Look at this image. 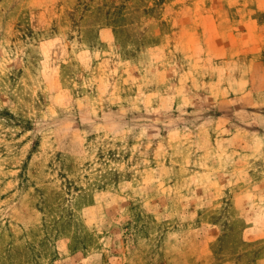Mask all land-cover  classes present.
<instances>
[{
    "label": "rangeland",
    "instance_id": "rangeland-1",
    "mask_svg": "<svg viewBox=\"0 0 264 264\" xmlns=\"http://www.w3.org/2000/svg\"><path fill=\"white\" fill-rule=\"evenodd\" d=\"M0 264H264V0H0Z\"/></svg>",
    "mask_w": 264,
    "mask_h": 264
}]
</instances>
